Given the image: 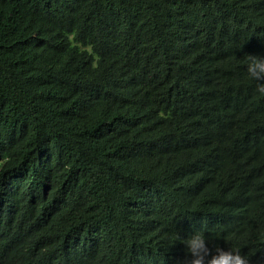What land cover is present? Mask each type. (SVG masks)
Segmentation results:
<instances>
[{
	"label": "trees",
	"instance_id": "1",
	"mask_svg": "<svg viewBox=\"0 0 264 264\" xmlns=\"http://www.w3.org/2000/svg\"><path fill=\"white\" fill-rule=\"evenodd\" d=\"M0 264H264V0H0Z\"/></svg>",
	"mask_w": 264,
	"mask_h": 264
}]
</instances>
